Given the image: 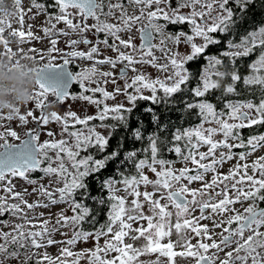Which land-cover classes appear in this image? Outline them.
<instances>
[{
	"label": "snow or ice",
	"instance_id": "6c2138e0",
	"mask_svg": "<svg viewBox=\"0 0 264 264\" xmlns=\"http://www.w3.org/2000/svg\"><path fill=\"white\" fill-rule=\"evenodd\" d=\"M16 3L21 5V0H16ZM128 3L139 9V15H129L123 3H112L111 0L107 5L103 0H51V7L56 11L47 14L45 23L48 26L42 28L44 38L50 44L46 50L49 62L38 70V91L33 93L32 99L35 109H40L41 114L37 117L30 110L27 115H22L19 109H14V114L23 123L28 122V117L38 125L56 122L60 125L61 138L34 143L39 141V134L33 132L31 139H26L20 145L0 144V148H3V152H0V182L6 185L4 191L18 201L9 202V196L0 197V216L10 213L25 222L16 224L13 232H0V239L4 241L0 243V257L18 260L21 256L19 249L23 248L26 250L23 264H28L31 260L27 253L29 247L39 249L65 244L67 246L60 249V255L55 260L44 253L42 261L38 260L36 264H80L81 259L86 264H177V257L195 258V264H264V208L260 207V202H264V156L253 161L252 174H249L248 163H237L228 174L217 172L218 166L237 155L240 161H246L251 152L264 148V134L247 138L242 135L243 129L264 125V27L247 33L239 43L228 42L229 48L233 49L224 52V56L230 58L229 71L219 70V67L224 66L222 59L208 57V67L203 69L193 89L196 97L204 99L186 106L198 110L197 114L203 122L214 126L205 128L204 123H201L199 127L178 130L174 134L173 139L177 143L169 151L181 157L185 166L177 170L169 168V162L157 159L161 145L158 137L150 136V158L139 159L137 162L135 158L138 153L135 150H129L125 157L133 162L136 175L129 177L120 172L119 180L114 175L100 180L101 189L106 188L111 195L107 200L99 199L98 204H107L109 211L99 228L95 231L85 229V224L98 223L95 211L84 202L85 197L92 199L89 179H95L110 163L120 158L124 136L117 137V132L122 128L131 139H144L140 120H137L135 129L130 133L128 131L136 102L151 100L159 104L162 100L167 101L182 93L191 79L186 65L202 58L209 46L221 43L214 34L227 33L233 25L235 10L232 4L236 5V10L248 11L254 0H128ZM32 7L37 10V14L47 12L45 4L37 0H32ZM105 7L107 12L104 11ZM117 12L118 23L101 20V16H116ZM89 18L95 23L90 25L87 22ZM18 22L23 26L22 11ZM59 23H63L65 28H57ZM138 23L142 25L139 31L146 40L151 41L153 32L159 34L158 45L146 49L141 45L137 49L131 35L127 39L122 37L121 33H131ZM169 24H189L192 35L183 31L167 33ZM4 25V21H0L3 56L14 57L17 52L10 47V40L3 36L6 30ZM89 34L96 37L95 41L89 39ZM101 34L103 39L99 38ZM10 36L17 45L41 39L33 34L31 26L27 33L13 30ZM60 36L67 38L65 43L70 51L57 47ZM196 37L201 38L202 42H194ZM181 43L188 46L187 52L175 50ZM79 45L88 46L87 50H80ZM153 49L159 50V58ZM107 50H111L115 56H108ZM20 51L23 52V49ZM29 51L35 52L36 49ZM254 52L258 55L248 65L250 74L242 76L238 60ZM54 54L62 56V64L52 62L56 58ZM100 56L103 58L97 59ZM25 58L36 59L35 56ZM40 58L44 59V56L41 54ZM73 59L93 63L91 67L73 75L66 70ZM117 64L122 65L119 79L124 81L123 86L117 84L113 72L100 71L98 67L109 65L115 68ZM145 65H151L165 75L163 78L158 76L152 79L141 71ZM225 77L229 81L226 86L221 83ZM73 81L79 84L82 91L79 95L71 96V99L94 106L97 109L95 115L81 116L76 111L67 110L60 115L56 111H47L48 96L55 98V104H64L70 96L69 85ZM109 83L114 86L112 91L105 87ZM240 83L245 89H259L261 98L258 103L251 100H229L218 111L206 98L216 89H221L224 95H238ZM93 84L96 87H91ZM145 90L150 95H144ZM161 91L162 96L158 95ZM97 93L101 94V98L96 97ZM119 96H123L126 103H120ZM110 100L116 103L110 105ZM148 113L151 115L153 109H148ZM6 118L12 120L13 115ZM96 120L100 121L99 125L89 126L91 121ZM75 125L86 126L87 132L75 128ZM97 128L105 129L107 135L97 131ZM5 135L19 139L15 131L0 133V139H4ZM47 135L54 137L56 134L48 131ZM217 136L222 139H215ZM113 137H116L117 143L108 152L109 141ZM181 141L184 142L183 148ZM204 146H207V151L201 152L200 148ZM221 148L228 151L220 152L217 156V150ZM234 148L248 151L235 154L231 151ZM82 152L86 154L81 155ZM205 160L209 162L204 163ZM189 163L195 165V169L189 168ZM157 165L161 166L159 170ZM145 170H150L157 178L150 179ZM35 172L42 175L33 179L31 174ZM209 172L214 175L210 181H206L205 175ZM9 177L22 178L33 186L32 191L29 192L27 188L16 191ZM45 179L46 184L43 182ZM185 180L188 184L181 183ZM197 181L202 182V187L188 186ZM118 184H122L123 188H118ZM141 186L143 191L140 190ZM120 191L125 195L116 194ZM31 195H36L37 199L28 202L25 197ZM245 202L248 203L243 212L234 207ZM58 205L66 207L52 212V208ZM25 208L33 214L32 219L40 220L39 230L25 231V225L32 223ZM38 208L47 209L48 218H44V212L37 213ZM69 211L72 215H68ZM197 211L199 215H194ZM204 220L210 221L211 227L203 224ZM142 222H146V226ZM216 229L221 231L216 232ZM69 232L71 237L66 240L54 239L57 233L67 237ZM173 232L178 237L175 243L171 241ZM165 237L169 238L168 242L161 243ZM101 238L104 239L102 246L99 243ZM193 238H198L195 245L191 243ZM90 240L94 243L91 249L77 253L68 247ZM126 240L133 243H127ZM140 240L143 243L136 246L135 242ZM10 245L14 246L11 250ZM109 253L117 255L109 258ZM153 256L155 259H152ZM69 257H72L70 262ZM0 264H4L3 259H0Z\"/></svg>",
	"mask_w": 264,
	"mask_h": 264
},
{
	"label": "rangeland",
	"instance_id": "374dc122",
	"mask_svg": "<svg viewBox=\"0 0 264 264\" xmlns=\"http://www.w3.org/2000/svg\"><path fill=\"white\" fill-rule=\"evenodd\" d=\"M38 2V1H37ZM29 9H31V11H29ZM47 12L46 13H41V14H37V10L32 7V0H21V6L19 9V14L22 11L24 13V23L23 26L20 25L19 21V14L14 17L13 19L9 20L7 25L10 24L11 27H7V25L5 26V32L3 33L4 38H7L10 40V47L13 48V51L17 52L16 57L17 58H25L26 56H35L36 59L33 61H36L39 63L40 66H43L45 64H47L49 62V57H48V53H47V49L50 47L49 44V40L47 38H44V33L42 31V28L45 26H48L45 21L47 19V14L49 13L48 8L46 7ZM54 11H56L54 9ZM34 17V18H33ZM53 23H55V21H53ZM29 26H31V31L33 32V34L35 36L41 37L40 40H33L31 42H26L22 45H17L15 40L10 36V32L13 30H23L25 31V33H27V31L29 30ZM57 28L59 29H63L65 28V25L63 23H59L57 24ZM192 35V32H191ZM27 39V37H26ZM59 39V43L57 45L58 48L64 50V51H70L71 49H69L65 43L66 41V37L60 36L58 37ZM194 42H196L197 44L202 42V39L199 37L194 38ZM171 46V45H170ZM20 49H23V52L20 51ZM29 49H36L35 52H31L29 51ZM102 52H104L105 50L103 49V46H101ZM176 51H179L181 53L187 52L189 50L188 46L184 45L183 43H181L180 45L176 46L175 48ZM233 50V49H232ZM232 50H228V51H232ZM4 52V48L3 45L0 44V55H3ZM41 54L44 56V59H41ZM106 54L108 56H115V53H113L111 50H107ZM55 55V60L52 61L55 64H59L60 62H63V58L60 54H54ZM155 55L159 58L160 55H157V53H155ZM103 56L97 57V59H102ZM27 59V58H25ZM74 61H77L79 63L80 67V72L91 67L92 63L91 61H87V60H81V59H73ZM102 67L104 69V71H110V67L109 66H105V65H99V70L103 71ZM138 68H140L141 66L137 65ZM208 67V63L207 65L204 67L206 68ZM220 70V68H219ZM141 71H143L145 73V75L149 76L152 79H155L156 77H161L163 78V76L165 75V73H160L157 71L156 68H153L151 65H145L141 68ZM132 75V73H131ZM119 83H124L123 80L118 81ZM91 87H96V85H91ZM107 88L108 91H112L114 86L109 83L105 86ZM38 91L37 87L35 88L34 92ZM82 91V89H79V92L76 94L71 93L69 98L65 101L64 104H54L51 105L47 108V111L50 113L52 111H56L58 114L63 115L65 113V111H76L78 115L84 116V115H95L97 113V109L94 106H89L87 105L86 102L84 101H80V100H72L71 96L74 95H79V93ZM128 91H132L131 89H129ZM144 95H150V92L148 90H145ZM162 94V91L160 93H158V95ZM54 97L49 95L48 96V100L46 101V103L48 105H50V102L54 101ZM217 99L220 101V97H217ZM118 100L120 103H126L125 102V98L123 96H119ZM240 102V101H239ZM108 103L110 105L116 103V101H108ZM224 104V103H223ZM20 110V114L22 115H27L28 111H33V114L37 117L40 116L41 114V110L40 109H35L34 107V102L31 101L29 104L22 106L19 108ZM218 110V109H217ZM198 111V110H197ZM219 111V110H218ZM9 114L7 113V111L5 112H0V133L3 134H7L11 131H15L17 133V136L19 137V139H17L16 137H12L10 135H5L4 139H0V144H16L19 145L21 144L22 140H24L29 132H35L39 134V141L36 143H43L46 140H50V139H60L61 137L59 136V132H60V125L57 124L56 122H50L48 125H43V124H39L40 126H38L37 122L35 120H33L31 117H28V122L27 123H23L21 122L18 117L15 116V114H13V119L12 120H8L6 117ZM114 122V121H113ZM202 123H204L202 121ZM100 121L96 120V121H91L89 123V126H93V125H99ZM214 125L211 124H207L204 123V127L208 128V127H212ZM260 126V125H256ZM199 127V124L196 126H193L192 128H196ZM254 127V126H253ZM264 127V125H263ZM75 128L80 129L82 131L87 132V127L84 125H75ZM190 128V129H192ZM250 128H246L243 130H247ZM70 130H73L70 127ZM48 131H52L54 134H56L54 137H49L47 135ZM97 131H100L101 133L107 135V131L103 128H97ZM262 132L260 133H252L250 132V135H261ZM264 134V133H263ZM243 135V134H242ZM65 139H67L68 137L65 135L64 137ZM247 138V137H246ZM215 139H222V137L217 136L215 137ZM21 142V143H20ZM183 142V141H182ZM230 143H235V141H229ZM184 144V142H183ZM182 148L184 146H181ZM3 150V148H0V152ZM201 152H205L207 151V146H204L202 148H200ZM228 149H218L217 150V156L219 155L220 152H227ZM233 153L238 154L240 152H245L248 151L244 148H234L231 150ZM51 154V153H50ZM86 153H81V155H85ZM93 154L95 155V152H93ZM186 154V153H185ZM264 156V148H258L256 149L254 152H251L250 155H248L247 160L246 161H240L238 159V155L236 156V158L227 161L226 163H224L222 166H218L217 167V172L221 173V174H228L229 171L234 168V166L237 163H248L249 164V174H252L251 172V164L253 163V161H255L256 159H258L259 157ZM99 158V157H97ZM150 158V157H149ZM160 155L158 154L157 159H160ZM164 160V159H162ZM169 162L168 167L169 168H173V169H180L182 167H184V163L181 159V157H177L176 160L173 161H167ZM208 160H205L204 163H208ZM189 168L195 169V165H192L191 163H189L187 165ZM158 168V170L161 168L160 165L156 166ZM145 174H147L149 176L150 179H156L157 177L155 176L154 173H152L150 170H145ZM194 174V172L192 173ZM42 174L39 172H35L31 174V178L36 179L39 178ZM214 175V173L209 172L205 175V180L206 181H210L212 176ZM9 179H11L12 184L15 186V190L16 191H21L24 188H27L29 192L32 191V185L27 184L22 178L19 177H9ZM45 184L47 183V180L45 179L43 181ZM181 183L183 184H188V182L182 181ZM5 184L3 182H0V197L2 196H9V202H18L13 200L10 195L4 191L5 188ZM190 188H200L202 187V182H192L190 185H188ZM118 188L122 189L123 185L122 184H118L117 185ZM141 191H143V186H141ZM149 191H151V187H149L148 189ZM217 191L219 189H216ZM118 195H125V193L123 191H120L118 193H116ZM111 195V193L108 192V196ZM28 202H33L37 199L36 195H31V196H26L25 197ZM129 200H131V197L128 198ZM248 202H245L243 205L241 204H236L234 205L235 208H237L240 212H243V208L247 206ZM65 205H58L52 208V212H58L60 208H65ZM260 207L264 208V202H260ZM147 210V205H145V211ZM169 210H172L171 208H169ZM25 212H28L29 218L32 219L33 214L31 212H29L26 208L24 209ZM109 211V207L107 208L106 213ZM36 212H44L45 216L44 218H48V210L47 209H43V208H38L36 209ZM68 215H72V213L69 211ZM194 215H199V212L197 211L196 213H194ZM175 221V218L173 217V222ZM24 220L20 219L19 216H12L10 213H5L3 216H0V232H13V227L16 224H24ZM53 223H54V218H53ZM145 226H146V222H142ZM203 224H208L211 227V222L208 220H204L202 222ZM33 225H36V227H33ZM39 225H40V220L39 219H32V223L31 224H26L25 225V231H35V230H39ZM91 224H85L84 227L85 229H88V227H90ZM133 227H137V225H133ZM233 227H235V225H233ZM91 228V227H90ZM88 230H92V229H88ZM64 231H68V230H64ZM94 231V230H93ZM216 232H220L221 229H216ZM262 231H264V229H262ZM174 235L173 238H175L176 240L178 239L177 234L175 232L172 233ZM71 237V233L69 232L68 236H61L59 233L54 235V239L57 241L60 240H66L68 238ZM218 238V237H217ZM197 239L198 238H193L191 240V243L193 245H195L197 243ZM174 241V239H172ZM127 243H133L131 240H126ZM175 242V241H174ZM0 243H4V241L2 239H0ZM100 245L102 246L104 244V239L101 238V240L99 241ZM143 243V240L140 241H136L135 244L136 246H140ZM161 243H164L163 240L161 241ZM67 245L65 244H55V245H51V246H47L45 248H34V247H29L27 249V253L28 255L31 256V260L28 261V263H32L34 262L36 264V262L38 260L43 259V254L47 253L49 257L53 258L55 260L56 257H58L60 255V249L62 247H65ZM10 250L12 249V247L14 246H9ZM71 248V250L73 252H80L81 250H87V249H91L94 247V243L93 241H88V242H78L75 245L72 246H68ZM21 256L18 260L16 259H4L3 257H0V259L4 260V264H23L24 262V253H25V249H19ZM117 254L115 253H109V258L115 256ZM155 256L152 257V259ZM147 257H141V259H146ZM69 262L72 260V257L68 258ZM194 260V258H192V261ZM44 264H46V262H44ZM80 264H86V261L81 259Z\"/></svg>",
	"mask_w": 264,
	"mask_h": 264
},
{
	"label": "trees",
	"instance_id": "16d2710c",
	"mask_svg": "<svg viewBox=\"0 0 264 264\" xmlns=\"http://www.w3.org/2000/svg\"><path fill=\"white\" fill-rule=\"evenodd\" d=\"M260 27H264V0H256L252 4L248 11H244V15L240 22L232 25L227 33L219 32L217 33V39L221 43L217 45H211L208 47L203 57L199 60L193 62L188 66L189 72L191 73V79L184 86V91L180 94H176L169 98L167 101L162 100L159 104L153 103L151 100H139L136 103V108L132 113L133 119L131 120V126L129 128V133L137 127V120L141 121L140 127L144 135L142 140H133L130 136L124 132V129H120L116 136H124L123 148L121 151V156L116 161L110 163L107 169L99 174L95 179H89V187L91 191L92 199L85 197L84 202L95 211L98 223L95 225L91 224V228L88 229L96 230L101 224L106 220V211L108 205L98 204L99 199L103 198L107 200L108 190L106 188L101 189L100 180L104 177L115 176L117 180L121 179L119 173L123 172L125 176L136 175V169L132 161L125 159L129 150H135L138 155L135 158L138 162L139 159H148L150 157V143L149 137H158V143L161 145L158 154L160 159L165 161L176 160L178 155L174 151H169L177 143L173 136L179 130H188L193 126L200 125L203 121L201 117L198 116L197 110H191L187 108L188 103H197L203 98H198L194 95L193 89L196 87L195 83H198L199 77L203 74V67L207 64L209 56H216L222 59L224 66L219 67L220 71H229L230 63L228 57L224 56V52L232 50L228 46V42L239 43L244 35L251 31H258ZM258 53L254 52L251 56L246 58H239L238 67L242 76L250 74V68L248 65L252 63ZM200 63V64H199ZM213 79H218L213 77ZM228 78L225 77L221 81L222 85L226 86L228 83ZM195 85V86H194ZM238 95H224L221 89L212 90L211 94L206 98L208 101L212 102L218 110L223 106L222 103L233 100V102H244L251 100L252 102H259L261 98V93L259 89H245L242 83L238 84ZM162 96V94H160ZM220 97V101L217 99ZM148 109H153V113L149 115ZM264 131L263 126H257L251 129L244 130L243 136L249 137L250 132L260 133ZM264 132H262L263 134ZM117 139L113 137L109 141L108 152L116 146ZM181 146H184L183 142H180ZM79 199V197H78Z\"/></svg>",
	"mask_w": 264,
	"mask_h": 264
},
{
	"label": "clouds",
	"instance_id": "9594fccd",
	"mask_svg": "<svg viewBox=\"0 0 264 264\" xmlns=\"http://www.w3.org/2000/svg\"><path fill=\"white\" fill-rule=\"evenodd\" d=\"M20 6L16 0H0V21L6 26L19 14ZM44 66L30 59L0 55V112L13 115L14 109L32 101L38 70ZM54 104L52 101L49 106Z\"/></svg>",
	"mask_w": 264,
	"mask_h": 264
},
{
	"label": "flooded vegetation",
	"instance_id": "af4514ba",
	"mask_svg": "<svg viewBox=\"0 0 264 264\" xmlns=\"http://www.w3.org/2000/svg\"><path fill=\"white\" fill-rule=\"evenodd\" d=\"M39 3H43V4H45V6L48 8V11H49V13H52L53 11H54V9L51 7V0H37ZM256 0H254V2H255ZM103 2H104V4L105 5H107V3L109 2V0H103ZM111 2L112 3H117V2H121V3H123V5H124V7L127 9V12H128V14L129 15H132V14H135V15H139V9L136 7V6H133V5H129V3H128V0H111ZM174 2H175V0H174ZM232 6H233V8H234V10H235V15H234V23H233V25H235V24H237V23H239L240 22V20H241V18L243 17V15H244V10H236V5L235 4H232ZM251 6V5H250ZM107 7H105L104 8V11L105 12H107ZM183 11H188V10H183ZM118 16H119V12H117L116 13V16H109V17H104V16H101V20H106L107 22H109V23H118L119 21H118ZM90 25L91 24H93V23H95V21L94 20H92L91 18H89L88 19V21H87ZM161 23H165L164 21H160ZM146 23V22H145ZM142 25L141 24H136L134 27H133V29H132V31H131V33H121V35H122V37L123 38H125V39H127L128 38V36L129 35H131V37H132V39H133V43L136 45V47H137V49H139L140 48V46L141 45H144L145 46V49L147 48V47H150V46H152V45H158L159 44V41H160V36H159V34L158 33H152V39H151V41H149V40H146L145 39V36H144V34L143 33H141L140 31H139V29H140V27H141ZM146 31H151V29H146ZM166 31H167V33H179L180 31H183V32H185V33H187L188 35H191V25H189V24H177V25H171V24H169L168 26H167V28H166ZM223 33V32H222ZM214 36H215V38H217V33L216 34H214ZM73 38H76V37H73ZM100 39H103L104 38V36H103V34H101L100 35V37H99ZM89 39H92L93 41H95V39H96V37L95 36H93V35H91V34H89ZM110 43L112 42L111 40L109 41ZM170 46V45H169ZM87 47L88 46H85V45H79V49L80 50H87ZM171 47V46H170ZM123 50V49H122ZM153 51H154V54L155 53H157V55H160L161 56V53L159 52V50L158 49H153ZM199 60V59H198ZM63 62H60L59 64H62ZM193 62H189L187 65H186V67L188 68V66L190 65V64H192ZM59 64H57V65H59ZM200 64V63H199ZM207 65V64H206ZM205 65V66H206ZM105 66H109V65H105ZM204 66V67H205ZM68 67H69V69H70V71H71V73L73 74V75H76V74H78V73H80V65H79V63L77 62V61H74V60H72L71 61V63L68 65ZM99 67V66H98ZM110 67V71L111 72H113L114 73V77L117 79V84L118 85H120V86H123V83H119L118 81H120V79H119V76H120V72H121V68H122V65L121 64H117V66L115 67V68H112L111 66H109ZM204 67H203V69H204ZM100 68H102V67H100ZM103 69V68H102ZM202 69V70H203ZM189 70V69H188ZM103 71H104V69H103ZM129 75H131V72H129ZM157 78V77H156ZM195 85L197 86V83H195ZM194 85V86H195ZM79 89H80V87H79V84L78 83H76L75 81H74V85H73V87L71 88V91H70V94L71 93H73V94H76V93H78L79 92ZM96 97L97 98H101V94L100 93H97L96 94ZM204 99V98H203ZM229 100H230V98H229ZM233 100H236V99H233ZM233 100H231V101H233ZM139 101V100H138ZM137 101V102H138ZM136 102V103H137ZM222 105H223V103H222ZM38 126H40V125H38ZM260 126H263V125H260ZM254 127H256V126H254ZM254 127H252V128H254ZM259 127V126H258ZM251 129V128H250ZM249 130V129H248ZM242 133H244V130H242ZM23 141V140H22ZM21 141V142H22ZM20 142V143H21ZM13 145H16V144H13ZM174 237V235L172 234L171 235V241L173 242V243H175L174 241H176V239L175 238H173ZM168 239L169 238H167V237H165L164 239H163V242L164 243H167L168 242ZM172 239H174V241L172 240ZM218 239V238H217ZM176 250H179V249H176ZM221 255H223V253H221ZM155 258V257H154ZM177 259V264H195V258H194V260L192 261V258H183V257H177L176 258ZM28 264H35L34 262H32V263H28Z\"/></svg>",
	"mask_w": 264,
	"mask_h": 264
},
{
	"label": "water",
	"instance_id": "95a60500",
	"mask_svg": "<svg viewBox=\"0 0 264 264\" xmlns=\"http://www.w3.org/2000/svg\"><path fill=\"white\" fill-rule=\"evenodd\" d=\"M66 70H67L68 72L71 73V71H70L68 65L66 66ZM73 85H74V81L69 85V93H70L71 88L73 87ZM31 134H32V132H29L28 135H27V137L22 141V143H23L26 139H31ZM22 143H21V144H22ZM34 143H36V141H34ZM19 145H20V144H19ZM1 152H3V150H2Z\"/></svg>",
	"mask_w": 264,
	"mask_h": 264
}]
</instances>
